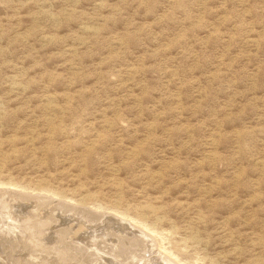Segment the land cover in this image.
<instances>
[{"label": "rangeland", "instance_id": "rangeland-1", "mask_svg": "<svg viewBox=\"0 0 264 264\" xmlns=\"http://www.w3.org/2000/svg\"><path fill=\"white\" fill-rule=\"evenodd\" d=\"M0 188L48 200L53 253L88 211L76 244L264 264V0H0Z\"/></svg>", "mask_w": 264, "mask_h": 264}, {"label": "bare ground", "instance_id": "bare-ground-1", "mask_svg": "<svg viewBox=\"0 0 264 264\" xmlns=\"http://www.w3.org/2000/svg\"><path fill=\"white\" fill-rule=\"evenodd\" d=\"M15 190L10 189V188H2V189L0 188V239H2L4 241V243L5 242L7 243V244L5 243V245L2 244L3 247L0 244L2 251H3L1 253H4V255H2L0 253V258H2V260H3V261L0 260V264H40L39 262H33L32 260H30L29 259L30 256H36L37 258L42 259L44 261L43 264L47 263L48 258H52V259L54 258L55 259L57 256L59 258H58L56 264H104L103 260L100 259L96 255V253L97 252L99 253V251L101 249L106 250L107 246L110 247V248H108L107 251L109 253H111V255H114L117 259H120L122 262H125L128 264H147L148 263V262H145L146 260L144 257L145 256L144 254H146V251L148 250L147 249L148 246H146V244L144 242V240L146 238H144V237L138 238V236H137V238H136L135 237L136 235H135L134 237L132 236L133 238H131V235L125 234L126 237L130 236V238L127 237L125 239V238H122V234H121V236H116L118 233L114 235V233L110 232V234H108V237L113 236V238H114V236H115V238L113 239L114 242H112V243L108 242V240L105 242V241H101L99 239H94L92 237L89 238V241H88L89 243H87V244H81V243L76 244V243L72 242V240L79 241V240H82L84 238V236H85L84 233L83 234L80 233L81 235L79 234L81 237L79 235H77L81 229H87V228L91 227L90 223H93L96 221L97 222L102 221V219L100 218L101 214H97L95 212H88V211H85V212L81 211L80 212L79 210H77V211L80 212L79 214L82 215L81 218H83V216H84V220L81 223V225H79L75 230L72 229L73 231L71 233L72 234L71 240L69 239V237H67L69 232H71L69 230V228L62 227L65 229L61 228V230H60V228H59L58 231H54V233H53L54 236H56V235H58V236H56L57 238L52 236L53 238L50 239V243L52 241H56L58 239L60 247H62V248L60 251L53 253L52 250H49L50 245H45V244L41 245V243H42L41 240L44 238V235H45V234H43V230H45L47 228L48 229L49 228H51V229L55 228L56 227L55 224L58 223V220L52 215L53 212H52V214L47 213V215H45V212L43 211L44 209L42 210L43 213H40V214L36 213V210L41 205L46 204L48 200H42L44 196H41V195L40 196H33V195L29 196L27 194V192L22 193V191L20 192V191H15ZM20 200H26L27 202L31 201L30 205L33 206V208H32L33 210L31 209L28 211V207L25 206L26 204H24V202H21L24 204V206L21 203L18 206L20 208H23L25 213L20 212L21 209L17 210L16 207H18V206H16L15 209H13V205L15 203L17 204V202H19ZM51 203H52V201H51ZM49 205H50V202H49ZM58 206L61 209L64 208L66 210V209H68L69 205L65 206L63 204H59ZM25 207H27V211H26ZM45 207L46 206L44 205V208ZM75 209H76V207H75ZM68 211H69V209H68ZM40 215H41V217L44 216V218L42 219L40 217ZM7 220H9V222ZM55 221H57V222H55ZM71 222H73V221H71ZM98 224H96V225H98ZM119 224H121V223H119ZM122 226H121L122 229H123V227L124 228L127 227V226H123V227ZM130 229H132V228H130ZM124 230L126 231L127 229L125 228ZM134 230H135V228H134ZM132 232H133V230H132ZM135 232H136V230H135ZM49 233H50V231H49ZM94 233H96V232H94ZM124 233H126V232H124ZM123 237H124V235H123ZM148 237H149V235H148ZM102 238H103V236H102ZM43 241H44L43 243H45V240H43ZM149 241H150V239H149ZM125 242H127V244H125ZM39 245H41V248H38ZM149 247H151V246H149ZM21 251H25V253L27 254L26 257H23L24 255L22 256L23 252L20 253ZM107 251H106V253H107ZM39 252H41V253L38 254ZM5 253H6V255H5ZM19 253L21 254L22 257L18 256V255H20ZM157 258H159L160 261L162 260V262H164L166 260V258L164 259L163 255L162 256L157 255ZM170 261H171V263L168 261H165V262H166V264H172V260H170ZM149 264H153V262L151 261V262H149Z\"/></svg>", "mask_w": 264, "mask_h": 264}]
</instances>
